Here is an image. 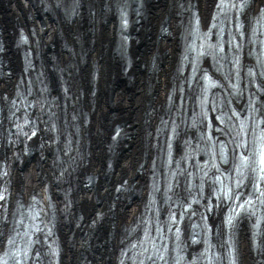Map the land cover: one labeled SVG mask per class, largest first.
I'll use <instances>...</instances> for the list:
<instances>
[{"label": "bare ground", "instance_id": "obj_1", "mask_svg": "<svg viewBox=\"0 0 264 264\" xmlns=\"http://www.w3.org/2000/svg\"><path fill=\"white\" fill-rule=\"evenodd\" d=\"M45 1L0 0V22L7 17L9 29L7 39L0 29V163L8 192L0 202V249L18 204L46 191L59 264H117L125 250L130 264L127 243L140 236L144 214L162 219L184 195L183 176L169 188L161 161L171 149V122L173 159L181 158L184 138L194 136L185 117L193 93L185 84L184 41L192 11L207 29L219 0H75L65 7L69 0H58L59 6ZM237 8L245 27L263 29L246 49L253 59L251 49L264 46V17H253L264 13V0ZM145 27L151 33L138 49ZM27 49L32 58L24 68ZM263 58L264 52L258 63ZM23 84L31 89L30 100L17 90ZM16 95L34 102L26 118L35 121L8 137L16 130L5 129ZM233 231L237 264H264V222L252 238L248 217L241 215ZM185 249L191 254L199 246L186 242Z\"/></svg>", "mask_w": 264, "mask_h": 264}, {"label": "rangeland", "instance_id": "obj_2", "mask_svg": "<svg viewBox=\"0 0 264 264\" xmlns=\"http://www.w3.org/2000/svg\"><path fill=\"white\" fill-rule=\"evenodd\" d=\"M148 13L149 12H146V15H148ZM111 15H112V13H111ZM5 19V21H1L0 22V29H1V31H2V33H3V35L2 36H4V37H6L5 39H7V36L5 35V32L6 31H9V29H8V22H7V17L6 18H4ZM4 19H2V20H4ZM5 23L7 24V26H4L5 25ZM67 33H69L68 31H66ZM151 33V28L149 29L148 27H145L143 30H142V41H141V43H140V41L139 40H136L138 43H135V44H137V48L138 49H140L142 46H144V44H145V41H143V37H145V36H149V34ZM135 41V42H136ZM143 44V45H142ZM136 46V45H135ZM145 49H147V46H146V48ZM147 51H149V49H147ZM245 60H246V57H245ZM52 62H53V60H51ZM52 62H50V64L52 65ZM118 71V73H119V70H117ZM111 81L113 82L114 80H113V78L111 79ZM109 83H110V81H109ZM110 94V93H109ZM108 99H109V95H108V97L106 98V101L104 102L103 101V103H104V105H106L107 103V101H108ZM55 112H56V110H55V107H54V111H53V114L55 115ZM105 116H104V112H103V114L101 113V120L104 118ZM7 120H8V122L10 123V115H9V113H8V116H7ZM122 122V121H121ZM8 126L9 125H7L6 127H5V129H7L8 128ZM4 129V130H5ZM181 151L182 150H180V152L179 153H181ZM29 198V197H28ZM28 198L27 199H25V200H23V202H22V204H26V202H27V200H28ZM26 201V202H25ZM14 217V216H13ZM15 218V217H14ZM14 218H12V220H11V223H10V225H9V232H11V230L13 229V224H14ZM248 222H249V227H250V232H251V237L253 238V228H252V224H251V221H250V218L248 217ZM188 224H186V226H187ZM189 226V225H188ZM11 228V229H10ZM187 232H189L188 231V229H187V227H186V233ZM10 234V233H9ZM9 237V236H8ZM6 242V241H5ZM94 246H95V244H94ZM75 258H77V257H75ZM88 258H89V255H88V257H87V260H88ZM79 259H82V257H80ZM75 260V259H74ZM76 263V261H72V264H75ZM118 264V263H117Z\"/></svg>", "mask_w": 264, "mask_h": 264}, {"label": "water", "instance_id": "obj_3", "mask_svg": "<svg viewBox=\"0 0 264 264\" xmlns=\"http://www.w3.org/2000/svg\"><path fill=\"white\" fill-rule=\"evenodd\" d=\"M45 1V0H44ZM75 0H69V1H67V4L66 5H63L62 7H65V6H67V5H72L73 4V2H74ZM78 1V3L80 2L81 3V1H83V0H77ZM57 2H58V0H57ZM55 3V6H59L58 4H59V2L58 3ZM45 3H46V1H45ZM47 4V3H46ZM48 6V5H47Z\"/></svg>", "mask_w": 264, "mask_h": 264}]
</instances>
